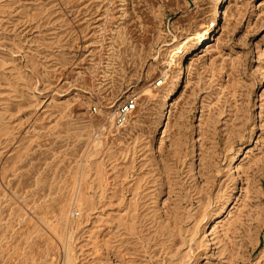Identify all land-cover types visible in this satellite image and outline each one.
<instances>
[{
  "label": "rangeland",
  "instance_id": "rangeland-1",
  "mask_svg": "<svg viewBox=\"0 0 264 264\" xmlns=\"http://www.w3.org/2000/svg\"><path fill=\"white\" fill-rule=\"evenodd\" d=\"M0 264H264V0H0Z\"/></svg>",
  "mask_w": 264,
  "mask_h": 264
},
{
  "label": "built area",
  "instance_id": "built-area-1",
  "mask_svg": "<svg viewBox=\"0 0 264 264\" xmlns=\"http://www.w3.org/2000/svg\"><path fill=\"white\" fill-rule=\"evenodd\" d=\"M160 82H158L159 84ZM135 109V102L132 99H128L124 101L118 108H117V122L122 125L125 123L126 118L130 112H132ZM92 112L96 111L95 107H92Z\"/></svg>",
  "mask_w": 264,
  "mask_h": 264
},
{
  "label": "bare ground",
  "instance_id": "bare-ground-1",
  "mask_svg": "<svg viewBox=\"0 0 264 264\" xmlns=\"http://www.w3.org/2000/svg\"><path fill=\"white\" fill-rule=\"evenodd\" d=\"M180 46H176V49H177V52H181V50L183 49V46L181 45V44H179ZM197 46V43H195L194 44V46H191V48L193 49L194 47H196ZM183 74V69L182 68H180L179 69V76L181 77V75ZM179 77V78H180ZM171 93V92H170ZM166 104L164 103V105H163V107L165 106ZM162 113H164V112H162ZM163 118V117H162Z\"/></svg>",
  "mask_w": 264,
  "mask_h": 264
}]
</instances>
